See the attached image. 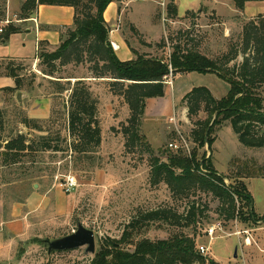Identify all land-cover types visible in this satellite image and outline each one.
Returning a JSON list of instances; mask_svg holds the SVG:
<instances>
[{"label":"rangeland","instance_id":"1","mask_svg":"<svg viewBox=\"0 0 264 264\" xmlns=\"http://www.w3.org/2000/svg\"><path fill=\"white\" fill-rule=\"evenodd\" d=\"M10 1H14L18 6L15 15L21 13L25 0H7V13ZM176 3L179 14L176 19H171L168 15L171 0H145L133 4V10L127 8L129 10L126 13L130 15L126 17L128 22L124 25V34L130 37L128 43L131 49L138 50L136 54L168 60L172 52L171 45H174L176 40L188 49L195 47L202 54L218 59L225 70L236 69L242 64L246 56L243 53L246 46V32L253 36L258 34V26L264 20V0L247 3L242 11L229 0H176ZM188 10H194L196 17L186 18ZM129 21H137L144 32L137 30ZM170 35L172 38L170 37L168 44L166 42ZM255 48L256 46L252 43L247 55L252 56L254 53L256 55ZM235 54L234 59L229 60ZM31 69V74L27 73L26 77L28 82L33 83L31 91L24 93H29L33 103L36 100L44 102L50 99L53 104V90L48 79L43 78L35 65ZM87 73L86 68L82 66H71L62 69L61 75L84 77ZM25 74L26 72L22 73V75ZM33 74L36 75L35 79ZM167 81V87L176 89L177 93L181 89L206 87L218 100L227 96L230 90L229 84L214 74L190 73L178 76L170 74ZM8 85L7 79H0V91L9 88ZM92 87L96 97L99 99L103 97L102 107L105 106L107 100L104 94L108 91L106 85L102 82H93ZM261 90L264 96V89ZM176 98L180 97L176 96ZM16 101L12 95L0 92V109L5 111L7 121L11 122V128H17L14 130L18 132L22 130L21 132L27 135L24 127H17L15 123ZM148 101L146 108L148 105L150 114L176 118L174 121L170 118L145 121V117L142 120L141 135L152 148V156L145 153L141 146L125 147L126 140L121 130L129 117V109L122 104L115 109V126L106 109L101 108L99 118L103 142L97 154L89 155L90 159L85 157V160L76 161L78 156L70 151L58 154L41 153L34 158L24 153L25 155L19 158L18 163L6 162L5 164L3 147H5L6 138L4 134L2 135L5 139L0 144L2 147L0 149V264H90L106 240L115 241L117 248L133 251L134 244L142 239L162 240L180 233L194 237L197 247L204 245L209 248L203 264H212V262L214 264H264V221H260V224L255 226L249 223L243 224L240 218L239 222L225 221L224 217L218 213V200L200 192L190 195L191 200H197L207 208L205 216L200 219L196 227L185 229L154 224L141 230L140 233H135L130 238L131 245L119 244L127 225L139 212L173 208L182 214L187 202V199L174 196L165 183L154 185L151 181V172L154 156L167 162L171 155L176 154V151L169 146L171 143H182L185 140L190 151L195 148L189 138L193 123L188 119V110L184 106L183 99H176L174 108H171L173 103L171 95L152 98ZM60 107L61 105L57 108ZM20 108L31 117L29 102L21 104ZM64 109L68 108L64 107ZM206 117L202 111L197 119L205 120ZM63 124V120L59 119L56 126L51 127L52 131H60L63 136H67ZM31 134L36 136L37 133L31 132ZM213 138L212 150L206 146L200 151V155L206 152L209 158L212 154V162L219 174L227 176L233 172L235 175L238 170L260 171L261 177L246 179L245 184L253 196L255 213L263 217L264 148L253 149L240 144L229 124L219 129ZM68 176L76 178L78 187L74 192L66 193L68 209L64 215H53L52 211H48V216L39 218L46 223L40 224L38 229L24 237L9 239V234L1 231L2 221L12 218L13 205L25 202L30 193L35 190V184L48 182L50 186L56 183L62 187V181ZM226 182L227 185L230 184L229 180ZM218 222L224 225L226 234L216 235L213 240H210L206 231ZM78 224L94 231L95 254L88 253L86 247L63 252H48L45 241L71 235L77 230ZM238 229L251 232V246L244 243L245 236L241 237L242 240L237 236H229ZM236 248L238 249L237 258L235 257Z\"/></svg>","mask_w":264,"mask_h":264},{"label":"trees","instance_id":"2","mask_svg":"<svg viewBox=\"0 0 264 264\" xmlns=\"http://www.w3.org/2000/svg\"><path fill=\"white\" fill-rule=\"evenodd\" d=\"M121 1H24L21 13L18 14L22 19L32 16L39 6L49 5L74 8L75 20L72 27L62 30L61 43L56 50L50 51L45 43L40 44L39 71L44 79H48L54 96L50 117L45 120L30 118L16 101L15 123L17 127L22 126L29 130L28 135H25L21 131H15V127L11 128L5 111L0 109V144L6 138L3 147L5 164L18 163L24 153L34 158L41 153L58 154L70 151L78 156L76 161L85 160V157L90 159V154H97L103 142V135L99 118L100 102L93 93V82H102L108 92L118 99L120 105L129 109V117L121 130L126 140L125 147L141 146L145 153L152 156V148L141 135L147 100L165 96L166 81L171 73L174 76L185 73L214 74L229 84L227 96L218 100L209 89L199 87L194 88L183 99L188 110V119L193 123L189 138L195 148L190 154L182 150L176 151L167 162L155 156L152 158V183H165L174 196L187 199L185 211L180 214L173 208H158L139 212L127 225L119 244L131 245L130 238L135 233H140L154 224L185 229L196 227L207 211L204 204L190 199L191 194L198 192L218 200V213L225 221H232L238 215L243 224H260V221H264V216L259 217L255 213L253 196L245 184L246 179L261 177L260 171L238 170L235 175L231 172L230 175L223 176L215 169L212 154L207 158L206 152L200 155V151L206 146L212 150L213 136L227 124L232 127L243 146L264 148V96L261 90L264 89V20L258 26L256 36L246 32V46L243 52L246 56L242 64L233 70H225L218 59L202 54L195 47L188 49L176 40L175 44L171 45L172 52L168 60L137 54L136 60L122 62L111 46L110 28L104 19L108 6ZM229 1L242 11L247 3L254 0ZM6 7L7 0H0V21L7 16ZM168 15L171 19L178 17L174 0H171L168 7ZM194 17L196 12L186 13V18ZM20 31L19 27L10 25L5 33L0 35V40L7 41L11 35ZM181 33L184 34L185 31ZM170 37L171 35L166 42L168 44ZM252 43L256 46L257 53L251 56L247 55V51ZM235 56L236 54L229 60ZM71 66L86 68L87 76L61 75L62 69ZM2 68L0 67V70ZM26 70L27 66L22 62L9 61L0 74L14 79L15 87L0 92L16 97L18 91L30 88L33 83L27 81L26 75H22ZM33 78H36L35 74ZM65 103L68 104V109H64ZM60 105L61 107L57 108ZM202 111L207 117L205 120H198ZM59 119L64 122L67 136H63L60 131H52ZM31 132L37 133L36 136ZM226 180H229L230 184L227 185ZM205 257L198 252L194 237L180 233L162 240L142 239L134 244L133 251L117 248L115 241L106 240L90 264H203Z\"/></svg>","mask_w":264,"mask_h":264},{"label":"crops","instance_id":"3","mask_svg":"<svg viewBox=\"0 0 264 264\" xmlns=\"http://www.w3.org/2000/svg\"><path fill=\"white\" fill-rule=\"evenodd\" d=\"M145 0H122L121 2H113L111 3L104 13V19L110 28L109 33V41L112 44L118 47L117 50H114L118 59L122 62H128L136 60L138 50L133 51L128 43L129 35L124 34L125 31V23L128 22L126 17L128 18L130 14L126 13L129 9L132 8V5ZM177 8L178 5L176 0H174ZM18 6L14 1L9 2L8 13L7 15H15L17 14ZM194 11V10H188ZM187 11V12H188ZM130 13V12H129ZM179 15V14H178ZM18 16V15H17ZM36 18L38 20V25H36L33 21L29 20L30 18ZM20 23H16L14 26L19 27L21 31L19 33H15L10 36L7 41L0 40V73L4 71V67L11 60H16L17 62H22L27 66L26 76L31 74L32 66L35 65L38 69L39 59L38 53L40 51V44L45 43L50 51L56 50V48L61 43V32L66 27H72L75 20V10L72 7L67 6H49V5H41L38 7L36 12L30 16L29 18L23 19ZM132 25H135V28L144 32L137 21H129ZM130 29V28H129ZM113 48V47H112ZM40 72V71H39ZM28 73V74H27ZM190 74V73H185ZM184 75V74H177ZM79 77V76H76ZM5 78L9 81V88L15 87L14 79L8 77L6 74H0V79ZM92 80V79H89ZM74 81V80H73ZM30 88H26L24 91H18L23 93L22 103L25 104L29 102L31 104L30 118L34 119H47L51 113L52 103L50 99H47L44 102H40V100H36L33 103L32 97L29 95L31 91ZM171 88L166 87V94L171 95L173 99L172 107L174 108V104L176 103V99H184V97L191 92L190 90H177L173 88L171 89V93L169 94ZM176 90V91H175ZM107 103L103 106L108 112V116L112 119L113 126H115L116 119L115 118V109L120 103L118 99L110 94L108 91L104 94ZM174 96V97H173ZM176 96L180 98H176ZM100 112L102 107L103 97H100ZM147 104L149 101L147 100ZM184 108V107H183ZM185 110V109H184ZM186 112V110L184 111ZM188 112V111H187ZM172 119V116H163V115H154L150 114L148 111V105L146 108L145 121L147 120H156V119ZM175 118V117H174ZM176 119V118H175ZM22 127V126H21ZM23 128V127H22ZM27 135L29 133L28 129L23 128ZM22 131V130H21ZM24 134V132H22ZM31 134H29V137ZM53 193V195H52ZM68 209L67 203V195L63 190L61 185H57L56 183L52 186L48 184V182H42L35 184V190L30 193L28 198L23 203H16L12 207L11 216L5 221L1 223V231H5L8 233L9 239L13 237H24L26 234H29L32 231L38 229L40 224L46 223L42 220L40 221V217L48 216V211H52L53 215H64L66 210Z\"/></svg>","mask_w":264,"mask_h":264},{"label":"built area","instance_id":"4","mask_svg":"<svg viewBox=\"0 0 264 264\" xmlns=\"http://www.w3.org/2000/svg\"><path fill=\"white\" fill-rule=\"evenodd\" d=\"M29 20L33 21L36 25H38V20L36 18H30ZM23 20L22 18H20L17 15H14L12 17L7 16L4 20L0 21V35H3L6 31V28L9 27L10 25H15L16 23H20ZM112 47L114 50H117L118 47L114 44H112ZM172 74V73H171ZM168 81H166L167 84ZM175 118L172 119V121H174ZM170 148L175 150V151H184L187 154H190V148L187 144V142L185 140H183L182 143H171ZM226 182V181H225ZM227 184V182H226ZM62 187L65 193L70 194L72 192H74L77 187H78V182L76 180V178L74 176H68L66 177V179L64 181H62ZM238 207H239V203H238ZM235 222H239V216L237 215V217L234 219ZM207 237L210 240H213L215 238L216 235H224L226 234L224 225L221 222H218L216 224L211 225L207 231H206ZM237 236L240 238V240H242L241 237L245 236L244 238V243L247 246H251L252 245V238H251V232L249 230H236L233 234H230L229 236ZM198 252L203 255V256H207L209 253V248L204 246V245H199L198 247Z\"/></svg>","mask_w":264,"mask_h":264},{"label":"water","instance_id":"5","mask_svg":"<svg viewBox=\"0 0 264 264\" xmlns=\"http://www.w3.org/2000/svg\"><path fill=\"white\" fill-rule=\"evenodd\" d=\"M23 93L17 94V101L22 103ZM65 108H68V104H65ZM48 246V252H63L69 250H75L81 247H86V251L91 254L96 253V237L92 230L84 227L82 224H78V228L71 235L53 240L45 241ZM238 249L235 250V257L237 258Z\"/></svg>","mask_w":264,"mask_h":264}]
</instances>
